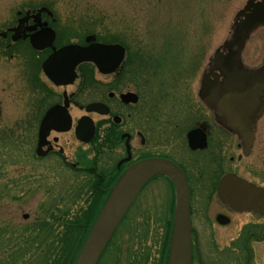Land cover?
<instances>
[{
	"label": "flooded vegetation",
	"instance_id": "obj_1",
	"mask_svg": "<svg viewBox=\"0 0 264 264\" xmlns=\"http://www.w3.org/2000/svg\"><path fill=\"white\" fill-rule=\"evenodd\" d=\"M59 25L49 3H16L0 11V59L17 60L19 66L12 83L4 86L0 75V87L12 88L21 99L27 96V118L33 131L29 152L32 163L42 166L50 175L58 171L62 176L81 178L77 189L80 196H86L80 213L86 214L98 202V214L112 187L131 164L152 157L170 160L183 171L189 187L191 264H254V247L264 245V213L227 206L218 196V186L225 175L235 174L264 189V87L217 84L224 76L218 68H212L213 62L209 60L199 86L192 92L193 106L187 101V106L180 105L179 111L161 121L154 153L148 148L147 132L135 124L133 117L135 112L140 118L146 116L144 87H119L128 68L127 46L117 40L104 41L95 33L68 41ZM92 35L96 43L119 44L124 48L117 70L102 75L107 79L100 83L95 75L101 74L92 63L85 62L76 66L71 83L53 82L43 69L45 60L54 50L68 44L89 45L86 38ZM261 63L262 59L256 65ZM202 81L208 82L206 87H201ZM92 103L105 105L108 113L87 112L86 107ZM48 114L51 128L38 149L40 125ZM84 117L94 125L88 142L80 141L76 135L78 122ZM66 123L69 129L62 130ZM231 123H236L238 130ZM161 181L170 192L171 204L165 212L171 217L160 224L166 223L164 229L170 235L175 190L165 176L157 175L145 185L123 219L127 222L134 215L130 222L134 225L137 215H142L138 201L164 189L163 185H154ZM243 216L247 221L242 222ZM147 219L140 224L144 231L149 229ZM229 228L238 231L226 242L223 233Z\"/></svg>",
	"mask_w": 264,
	"mask_h": 264
},
{
	"label": "rangeland",
	"instance_id": "obj_2",
	"mask_svg": "<svg viewBox=\"0 0 264 264\" xmlns=\"http://www.w3.org/2000/svg\"><path fill=\"white\" fill-rule=\"evenodd\" d=\"M28 2L49 3L68 41L95 33L104 41L117 40L127 46L128 68L119 87H144L146 116L140 118L135 112L133 117L135 124L147 132L148 148L155 153L161 121L179 111L180 105L187 106V101L193 106L190 99L201 73L229 37L235 15L247 0H0V11ZM263 56L261 26L250 35L242 62L252 67ZM18 67L17 60L0 59L4 86L15 79ZM95 77L100 83L107 79ZM0 99V226L12 225L17 232L33 231L42 218L57 212L53 206L67 210L69 216L76 214L85 205L86 195L75 197L81 178H66L58 171L50 175L29 158L33 131L27 118V96L21 99L12 88L0 87ZM159 184L164 189L138 201L142 215H137L134 225L130 223L134 215L127 222L122 220L98 264L159 263L169 235L164 229L166 223H160L171 217L165 212L171 204L168 186L164 181L154 185ZM71 194L75 198L69 197ZM146 218L150 224L144 231L140 224ZM241 220L245 222L247 217ZM236 231L229 228L223 233L226 242L237 235ZM262 244L254 247V264H264Z\"/></svg>",
	"mask_w": 264,
	"mask_h": 264
},
{
	"label": "water",
	"instance_id": "obj_3",
	"mask_svg": "<svg viewBox=\"0 0 264 264\" xmlns=\"http://www.w3.org/2000/svg\"><path fill=\"white\" fill-rule=\"evenodd\" d=\"M264 27V0H247L239 10L231 26L227 40L210 57L213 69L218 68L224 76L220 83L225 87H264V59L258 68L243 65L242 51L250 35ZM87 46L68 44L61 47L45 60L43 69L56 84L71 83L75 78V68L83 62H91L104 75L116 71L123 60L124 48L119 44H100L95 37L88 36ZM226 53V54H225ZM63 78V81L60 79ZM208 82L202 81L201 87ZM130 95V94H128ZM87 112L107 114L108 109L101 103H92ZM48 115L39 129L38 149L43 145L49 131ZM238 130L236 123L230 124ZM69 129V123L62 130ZM94 133L90 118L79 120L77 138L88 142ZM192 133H189L191 141ZM156 175L167 177L174 186L175 207L166 264H191V240L189 219V187L183 171L172 161L163 158H146L131 164L112 187L101 210L94 220L74 264H97L113 233L124 217L127 209L145 185ZM219 198L229 207L238 211L264 213V189L237 177L225 175L218 186ZM23 217L28 218L27 214Z\"/></svg>",
	"mask_w": 264,
	"mask_h": 264
},
{
	"label": "trees",
	"instance_id": "obj_4",
	"mask_svg": "<svg viewBox=\"0 0 264 264\" xmlns=\"http://www.w3.org/2000/svg\"><path fill=\"white\" fill-rule=\"evenodd\" d=\"M77 196L79 192L75 193ZM100 205L94 202L86 214L79 210L72 216L67 210L60 211L53 206L57 212L52 214L50 210L48 219L34 223L33 231L27 229L18 233L12 225L0 226V264H48V261L50 264H74ZM169 241L170 235L166 236L159 264H166Z\"/></svg>",
	"mask_w": 264,
	"mask_h": 264
}]
</instances>
